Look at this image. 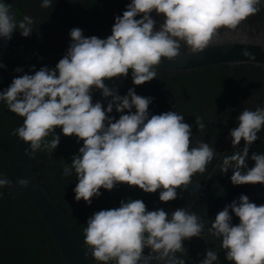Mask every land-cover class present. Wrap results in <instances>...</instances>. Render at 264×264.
Instances as JSON below:
<instances>
[{
	"label": "clouds",
	"instance_id": "obj_1",
	"mask_svg": "<svg viewBox=\"0 0 264 264\" xmlns=\"http://www.w3.org/2000/svg\"><path fill=\"white\" fill-rule=\"evenodd\" d=\"M52 3L41 0V7ZM262 5L264 0H130L122 16H115L107 38L85 36L79 27L72 28L70 45L54 68L36 70L33 65L34 74H28L17 67L14 71L21 75L0 91V102L23 118L11 135L29 145L26 156L53 153L61 141L58 127L64 136L83 141L62 174H75V200L89 206L102 195L101 189L111 191L120 184L138 186L145 193L159 190L161 202L173 201L177 190L187 189L193 175L203 174L214 158L220 160L221 174L232 171L233 185H264V153L251 152L255 164L251 168L247 164L251 146L264 130L261 103L238 115V126L230 130L234 150L227 155L205 140L192 146V125L176 111L150 114L154 97L138 95L134 87L120 95L118 87L106 83L127 78L130 70L135 86L151 82L165 58L173 61L180 56L182 45L189 54H200L221 44L222 32H235ZM11 9L0 2V38L11 40L16 30L23 37L31 36L35 19L24 15L17 21ZM153 12L163 19L159 28ZM242 54L255 60L247 49ZM0 68L6 65L0 63ZM95 91L108 100L106 110L102 102H93ZM114 110L121 114L118 119L109 115ZM195 122L198 131L204 132L202 118L196 117ZM52 133V139H47ZM17 183L26 189L31 182L19 178ZM4 186L11 183L0 174V187ZM232 213L239 218L238 224L232 223ZM204 230L201 218L185 207L171 213L164 208L148 211L142 199L128 198L119 207L99 210L88 218L83 234L90 252L85 255L98 264H186L184 241L203 239ZM207 234L221 241L226 259L233 264H264V204L257 205L248 195L225 205ZM217 261L218 252L208 248L199 264Z\"/></svg>",
	"mask_w": 264,
	"mask_h": 264
},
{
	"label": "flooded vegetation",
	"instance_id": "obj_2",
	"mask_svg": "<svg viewBox=\"0 0 264 264\" xmlns=\"http://www.w3.org/2000/svg\"><path fill=\"white\" fill-rule=\"evenodd\" d=\"M114 1L53 0L51 7L42 8L41 0H0L8 5H14L18 15L17 21L24 15L35 19L31 36L26 38L20 34L19 30L14 31L5 50L7 68L16 75H21L14 71L17 67L23 68L24 72L28 74H34L31 71L33 65L36 70L43 66L54 68L70 45L69 33L74 27L82 29L85 36L95 35L101 39L107 38L111 35L117 15ZM152 16L156 19L157 28H159V24L163 22L162 17L157 16L155 12L152 13ZM233 36L238 37L242 42L250 41L256 48L258 44L264 46V5L258 14L242 22L235 32H229L226 35L222 32L223 41L227 37L232 38ZM30 43L32 49L27 47ZM43 47L46 49L42 50ZM184 47L187 46L182 45L181 51ZM46 54L50 56L52 54V56H46ZM156 71L157 78L141 86L133 84L131 70L127 78H114L106 83L110 87H118L120 95H125L129 88L134 87L138 95L154 97L153 103L149 106L150 114L176 111L183 115L185 122L192 125V146H196L197 140H205L218 152L232 154L234 149L230 130L238 126V115L244 108L254 110L258 103L264 106V98H261L264 97V62L262 61L255 62L238 58L235 61L215 62L184 69L159 66ZM4 89L6 88L0 85V91ZM258 90L259 94L257 95ZM249 99L252 102L246 103ZM97 101L102 102L106 110L108 100L104 99L99 91H95L93 94V102ZM133 111H135L134 108ZM126 113L127 110H125ZM109 115L118 119L121 114L114 110ZM196 117L202 118L206 126L204 132L198 131ZM22 123V117L10 112L6 103L0 102V152L4 154L8 152V147L11 146L9 141H13V139L12 150L14 152L17 136L11 135V132ZM56 134L61 136L58 148L53 153L36 152L39 158H34L33 165L42 164L46 167L45 170L36 168V175L42 176L39 180L41 183H45V186L46 182L50 184L52 192L49 191V194L56 196L53 199L57 205L62 201L63 214L69 215L74 220L75 226L73 225V227L81 235V237L76 235L81 242H84L83 228L86 227L88 218L95 212L119 207L120 202L126 201L128 198L142 199L145 204H148L154 197L155 193H145L138 186L120 184L111 191L101 189L102 195L94 197L90 206L83 200L77 202L73 191L77 183L75 174L64 177L62 172L63 166L72 162V156L78 153L83 141L77 143V137L64 136L59 127ZM54 135L55 133H52L47 139H52ZM243 143L242 141L239 147L242 148ZM219 164L220 160L214 158L207 165L203 174L193 175L192 181L205 183L211 190L218 191L231 172L229 170L227 175L221 174ZM4 170L5 163L3 162L0 174L10 178V172L7 173ZM51 184L55 187H52ZM19 189L14 185L0 187V193L3 194L0 198V239H3V227H5L10 230V235L7 237L10 243L15 246L19 245L22 250L24 248L28 251L30 262L39 260V264H65L47 228L43 225L44 222L40 215L35 214L36 208L34 207L36 212L30 208L31 202L28 198H23L25 193ZM177 191V199L167 203L159 200L148 211L164 208L171 213L177 208L185 207L188 211L196 213L205 223L203 239L193 237L184 241L187 256L182 258L185 259L186 264H199L208 248L218 252L219 261L217 264H233L226 259L225 253L220 247V240L207 234L210 223L215 220L214 202L191 189H178ZM249 198L257 205L264 204V185L260 184L258 191ZM8 203L10 204L8 205ZM28 212H31L36 220ZM69 222L72 224V221ZM238 223L239 218L237 217ZM75 230L73 229L74 233ZM7 238H5L6 241ZM10 243H7L0 251L20 252L18 247H13ZM148 251L149 249H145V254ZM177 255L181 256L182 254L178 253ZM15 258H17L16 255ZM90 261L93 264H98L92 257Z\"/></svg>",
	"mask_w": 264,
	"mask_h": 264
},
{
	"label": "water",
	"instance_id": "obj_3",
	"mask_svg": "<svg viewBox=\"0 0 264 264\" xmlns=\"http://www.w3.org/2000/svg\"><path fill=\"white\" fill-rule=\"evenodd\" d=\"M128 3H130V0L114 1L117 15L122 16ZM9 6L12 8V12L16 13L14 5L10 4ZM8 44L9 40L0 38V63H3L4 65H6L5 50ZM245 49L253 54L255 60L249 59L242 54ZM238 58L255 62H264V46L258 44L256 48L252 43H250V41L242 42L238 39V37H227L223 43L209 46L203 53L200 54H189L188 48L184 47L180 56H178L175 60L169 61L165 58L160 66L170 69H184L198 65L212 64L215 62L235 61ZM16 76L18 75L10 71L7 66L6 68H0V85L7 88ZM258 137L259 139L253 143L250 149L249 159L247 160L249 168L253 167L255 164V162L250 158L251 152L264 153L263 130L258 133ZM26 148H29V145L17 137L12 160L13 179L8 177L6 178L10 181L11 185L20 188L29 197L43 220L44 225L52 237L53 242L61 254L65 264H93L90 261L89 255H85V253L90 252L87 245L77 238L66 216L38 179L33 168V155L26 156ZM2 166L3 162L0 160V169ZM231 175L232 171L218 191H213L208 188L205 183H199L197 181H192V184L189 185L187 189L194 190L212 200L214 202L216 216L219 211L223 210L225 205L231 203L235 199H238L241 194L251 196L253 193H256L260 187V184L233 185L230 180ZM19 178L29 179L31 182L29 187L26 189L20 187L17 183ZM197 185H199V187ZM158 201L159 190L155 193L152 200L146 204L147 210L152 209ZM232 216V223L235 225L237 224V217L234 213H232Z\"/></svg>",
	"mask_w": 264,
	"mask_h": 264
},
{
	"label": "trees",
	"instance_id": "obj_4",
	"mask_svg": "<svg viewBox=\"0 0 264 264\" xmlns=\"http://www.w3.org/2000/svg\"><path fill=\"white\" fill-rule=\"evenodd\" d=\"M27 47H29V48H31L32 49V44L30 43V45L29 46H27ZM44 49H46V47H43L42 48V50H44ZM46 56H50L49 54H46ZM51 56H52V54H51ZM50 56V57H51ZM22 61V60H21ZM58 130V128L56 129V131ZM14 139H13V141H9V143L11 144V146H10V148L8 147V152H6L5 154L4 153H2V152H0V159L5 163V172H10V178L11 179H13V176H12V168H13V162H12V160H13V150H12V144L14 145ZM14 149V148H13ZM12 152V153H11ZM34 158L36 159V158H39L38 157V155H37V153H35V155H34V157H33V160H34ZM33 168H34V170H36V168H38V169H41V170H45L46 169V167L45 166H43L42 164H35V165H33ZM37 177H38V179H40L42 176H40V175H37ZM46 182V181H45ZM42 185L43 186H45V183L43 184L42 183ZM53 184H51V186H52ZM50 184L49 183H47L46 182V186H45V188H46V190L49 192V191H51V189H50ZM52 187H55V186H52ZM19 189V188H18ZM60 189V188H59ZM19 190H21V189H19ZM22 191V190H21ZM52 192V191H51ZM53 198L54 197H56V196H54V195H51ZM28 198V200L31 202V200L29 199V197L25 194V196L23 197V198ZM22 197H21V199H23ZM24 200V199H23ZM6 203H7V201H6ZM5 203V204H6ZM61 203H62V201H61ZM60 202H58V206H59V208L61 209V211L64 213V208L63 207H61V206H63V204H61ZM10 203H8V205H9ZM29 206H30V208L32 209V210H35V208H34V205H33V203L31 202V205L29 204ZM35 212H36V210H35ZM28 214L29 215H31L32 217H33V219H35L34 218V215L31 213V212H28ZM36 215L38 214L37 212L35 213ZM66 216V215H65ZM66 218H67V220L68 221H72V227H73V219H71V217H69V215L68 216H66ZM36 220V219H35ZM43 221V220H42ZM44 225V224H43ZM75 226V225H74ZM77 226V225H76ZM73 229L75 230V228L73 227ZM3 230H4V233H3V239H0V249H4V247H5V245H7V243H10V240L7 238V237H9V231L10 230H8L7 228H5V227H3ZM75 234L77 235V236H79V237H81V235L77 232V229L75 230ZM0 238H1V236H0ZM5 238H7V241L5 240ZM10 245L11 246H13V247H18V250H20V252H14V253H11V252H8V251H5V250H3V251H0V264H39V260H35V261H29V252L28 251H26L24 248H23V250H22V247H19V245L18 246H15V244H11L10 243ZM12 249H14V248H12ZM17 256V258H15L14 259V256ZM92 256L91 255H89V258H91Z\"/></svg>",
	"mask_w": 264,
	"mask_h": 264
}]
</instances>
